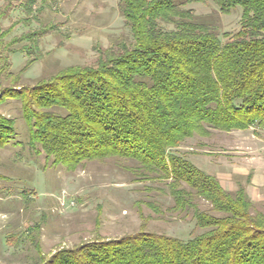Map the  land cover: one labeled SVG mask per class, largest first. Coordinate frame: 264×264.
I'll list each match as a JSON object with an SVG mask.
<instances>
[{
	"label": "trees",
	"instance_id": "16d2710c",
	"mask_svg": "<svg viewBox=\"0 0 264 264\" xmlns=\"http://www.w3.org/2000/svg\"><path fill=\"white\" fill-rule=\"evenodd\" d=\"M46 1L8 0V8L16 2L32 16ZM118 1L129 38L29 86L16 83L35 58L13 73L0 29V104L20 102L29 144L55 165L134 161L139 178L165 181L173 209L191 211L201 231L184 240L141 229L60 249L46 264H264V212L243 187L228 191L176 151L212 130H264V0H212L220 12L241 10L239 29L223 35L185 7L205 0ZM15 137L14 120L0 113V148Z\"/></svg>",
	"mask_w": 264,
	"mask_h": 264
},
{
	"label": "rangeland",
	"instance_id": "374dc122",
	"mask_svg": "<svg viewBox=\"0 0 264 264\" xmlns=\"http://www.w3.org/2000/svg\"><path fill=\"white\" fill-rule=\"evenodd\" d=\"M118 4V0H47L27 16L16 2L8 8V0H0V13L4 11L0 29L6 32L2 46L10 44L15 51L3 47L10 70L17 73L35 58L16 85L29 86L66 67L89 65L98 50L129 38ZM185 7L198 20L215 26L219 35L239 29L240 9L223 13L212 0ZM29 30L42 33L30 42L22 40ZM28 44L35 50L31 54L23 52ZM0 113L14 120L16 130L15 139L0 148V264H46L60 249L117 239L141 229L184 240L201 231L191 211L173 209L165 181L139 178L134 161L92 160L74 169L55 165L40 145L29 144L18 100L0 104ZM176 151L217 177L228 191L243 187L254 208L264 212V130H212L209 136L185 140ZM198 206L208 208L203 200Z\"/></svg>",
	"mask_w": 264,
	"mask_h": 264
},
{
	"label": "crops",
	"instance_id": "0c3cea01",
	"mask_svg": "<svg viewBox=\"0 0 264 264\" xmlns=\"http://www.w3.org/2000/svg\"><path fill=\"white\" fill-rule=\"evenodd\" d=\"M247 191V190H246Z\"/></svg>",
	"mask_w": 264,
	"mask_h": 264
}]
</instances>
